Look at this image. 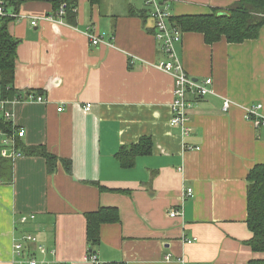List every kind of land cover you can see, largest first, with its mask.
Returning <instances> with one entry per match:
<instances>
[{
  "label": "crops",
  "instance_id": "0c3cea01",
  "mask_svg": "<svg viewBox=\"0 0 264 264\" xmlns=\"http://www.w3.org/2000/svg\"><path fill=\"white\" fill-rule=\"evenodd\" d=\"M237 2L163 1L173 19L228 11ZM148 9L146 0L94 6L79 0L73 24L44 18L53 10L49 2L29 1L11 20L9 30L20 40L14 86L46 98L10 104L16 126L26 132L20 140L71 160L72 168L68 173L58 161L50 171L44 156L25 154L19 141L15 158L2 146L13 169L10 181L0 180V264H16L14 244L27 233L55 250L47 259L92 264L86 214L101 207H116L120 221L101 225L100 263L264 260L248 244L247 224V177L264 164V128L244 117L245 107L264 104V26L257 38L240 43L209 44L201 33H183L176 49L185 69L195 79L211 77L215 91L191 96V132L183 136L171 124L174 79L155 65L162 55ZM89 28L102 37L98 45ZM224 98L233 101L228 111ZM145 137L152 151L123 167L117 153ZM188 188L193 195L182 200ZM174 210L182 216L172 217Z\"/></svg>",
  "mask_w": 264,
  "mask_h": 264
},
{
  "label": "trees",
  "instance_id": "16d2710c",
  "mask_svg": "<svg viewBox=\"0 0 264 264\" xmlns=\"http://www.w3.org/2000/svg\"><path fill=\"white\" fill-rule=\"evenodd\" d=\"M29 1H46L52 5L50 15L58 17V11L63 6L65 14L63 19L75 23L79 0H9V5L19 12L21 4ZM101 0H90L92 6ZM149 11V9H148ZM131 13H135L132 9ZM13 17L0 18V95L3 98L14 99L20 92L14 86L17 63V47L20 42L10 30L9 24ZM183 32H198L203 34L207 43L213 44L223 38L231 43H240L259 36L260 29L264 26V0H238L228 11L213 10L209 14L182 15L173 19ZM0 129L13 132L12 122L0 116ZM19 147L25 154L41 155L47 159L48 168L54 171L58 161L63 163L69 173L72 168L71 160L60 159L46 152L41 147H25L21 140ZM151 138L145 137L137 144L123 147L117 157L123 167H131L139 155H146L152 151ZM0 145V180L12 178V161L2 155ZM248 217L247 224L252 232L248 244L253 251L264 252V164L256 165L248 174ZM87 238L90 246L89 255L96 254V247L100 243V229L102 224L120 221V213L116 207H101L96 211L86 214ZM108 264V263H101ZM122 264V263H121ZM248 264H264V260H251Z\"/></svg>",
  "mask_w": 264,
  "mask_h": 264
},
{
  "label": "built area",
  "instance_id": "2783aa9c",
  "mask_svg": "<svg viewBox=\"0 0 264 264\" xmlns=\"http://www.w3.org/2000/svg\"><path fill=\"white\" fill-rule=\"evenodd\" d=\"M164 0H146V5L149 8V14L155 21V37L159 42V50L161 52V58L156 62V67L171 74L174 79V97L171 102L170 108L172 112L171 124L174 127H178L181 130L183 136L188 135L191 132L189 125L190 118L188 111L193 107L194 102L191 100V96L202 97L206 95L215 94L213 89V79L206 77L203 79H195L185 69L181 58L178 55L176 45L182 41L183 31L181 27L173 21L172 12L169 5L163 3ZM9 0H0V18L5 16L19 17V12L11 13L8 11ZM65 9L62 6L58 11V17L48 15L44 18L57 20L63 22V16ZM32 25L37 24V20H32ZM88 35L90 41L94 45H98L102 42V37L98 35L92 28L88 29ZM21 101L28 102H45L46 98L35 92L28 91L24 95L20 94L19 97L14 99L3 98L0 95V113L4 120L13 123L14 130L9 133L3 129H0V144L3 147H10V151L7 155H12L13 158L21 155V151L18 149V139L25 137L26 132L22 128H18L14 122V110L11 109L10 104H15ZM233 104L230 98H224V110L228 111ZM91 109V104L86 105V110ZM63 106L58 108V111L62 112ZM244 117L247 121H250L257 127L264 128V104L258 103L252 106L244 108ZM198 148V147H197ZM193 195V189L188 188L184 191L182 200L186 196ZM172 217L182 216V211L174 210L171 213ZM34 218V215H32ZM29 220L28 216H23L21 222L26 223ZM193 240H187V243H192ZM32 245L34 248H32ZM14 250L16 253V264H67L62 263L58 259H47L49 254L56 255L55 250L49 251L44 244L40 243L37 237L31 233H27L17 239L14 244ZM43 257L42 259L37 257V254ZM169 260L170 256H166ZM88 261L92 264H101L96 254L88 255ZM178 264H185V258L179 257Z\"/></svg>",
  "mask_w": 264,
  "mask_h": 264
}]
</instances>
